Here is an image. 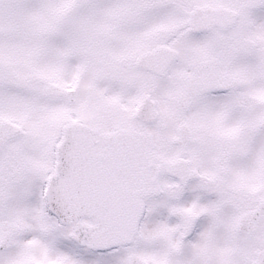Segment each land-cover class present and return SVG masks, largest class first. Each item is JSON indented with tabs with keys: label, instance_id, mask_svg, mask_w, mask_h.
I'll use <instances>...</instances> for the list:
<instances>
[{
	"label": "snow or ice",
	"instance_id": "snow-or-ice-1",
	"mask_svg": "<svg viewBox=\"0 0 264 264\" xmlns=\"http://www.w3.org/2000/svg\"><path fill=\"white\" fill-rule=\"evenodd\" d=\"M0 264H264V0H0Z\"/></svg>",
	"mask_w": 264,
	"mask_h": 264
}]
</instances>
